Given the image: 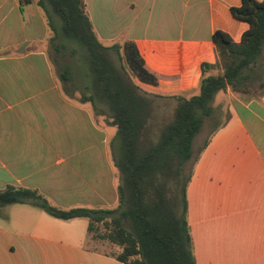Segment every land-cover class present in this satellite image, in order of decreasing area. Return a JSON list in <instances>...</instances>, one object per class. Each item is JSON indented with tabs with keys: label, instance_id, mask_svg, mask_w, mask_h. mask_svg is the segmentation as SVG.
Instances as JSON below:
<instances>
[{
	"label": "crops",
	"instance_id": "obj_1",
	"mask_svg": "<svg viewBox=\"0 0 264 264\" xmlns=\"http://www.w3.org/2000/svg\"><path fill=\"white\" fill-rule=\"evenodd\" d=\"M84 3L103 44L136 42L159 77L157 85H141L163 95L197 94L203 65L219 60L214 32L240 42L250 27L231 11L242 0ZM50 36L38 0H0V190L36 189L61 209L116 207L117 128L72 93L77 87L61 76L63 56L48 48ZM230 107L187 187L196 264H264V94L235 96ZM1 210L0 264H124L100 248L87 217L61 219L29 203Z\"/></svg>",
	"mask_w": 264,
	"mask_h": 264
},
{
	"label": "trees",
	"instance_id": "obj_2",
	"mask_svg": "<svg viewBox=\"0 0 264 264\" xmlns=\"http://www.w3.org/2000/svg\"><path fill=\"white\" fill-rule=\"evenodd\" d=\"M38 5L53 31L51 45L59 52L69 43L75 44L72 52L79 55L81 72L91 88V94L83 93L81 99L90 100L95 108L98 101L104 102L106 110L97 112L117 128L111 151L120 179L119 201L113 208L61 209L36 189L9 185L0 190V214L8 204L29 203L61 219L87 217L90 234L100 223L110 227L108 238L122 247L117 257L124 264H196L187 187L211 135L197 154L195 139L205 119L213 115L217 92L231 87L244 94H264L260 60L264 0H242L240 6L231 8L250 27L240 42L223 30L214 32L218 62L203 65L197 94L171 95L175 104L167 120L160 118L157 107L158 98L164 95L141 85H157L159 77L146 65L135 41L103 44L84 0H38ZM211 67L221 70L214 73ZM70 71L66 66L61 74L65 82L71 80Z\"/></svg>",
	"mask_w": 264,
	"mask_h": 264
},
{
	"label": "rangeland",
	"instance_id": "obj_3",
	"mask_svg": "<svg viewBox=\"0 0 264 264\" xmlns=\"http://www.w3.org/2000/svg\"><path fill=\"white\" fill-rule=\"evenodd\" d=\"M91 4V0H89ZM53 35V31H51V36ZM59 42V41H58ZM75 47L74 43H69L66 47H63L60 51L63 56V66L64 68L66 66H69L70 71V76L72 78V81L66 83L67 85H70L69 87L76 86L77 91L72 92L74 94H77L79 98H81L83 93L86 94H91V88L88 86L87 82V76L82 74L81 72V65L82 61L79 59L78 54H73L72 48ZM48 48L52 51L56 50L54 46L51 45L50 43V38H49V45ZM261 60V66H262V81H264V54L260 58ZM64 70V69H63ZM217 70H221V67H218ZM72 82V83H71ZM259 83L257 82L255 87H258ZM144 89H146L147 85H142ZM236 97H241L246 100L250 99H256L259 100L261 99V96L259 95H249V94H244L240 93L237 91L230 89H227L226 91H219L215 95V99L213 101V107H214V112L211 117H208L205 119L203 128L201 132L196 136L195 139V154L198 153L200 148L203 146L205 143L206 139L212 135L213 130H215L218 125L223 127L225 125L230 116H231V101ZM158 109L160 112V118H164V120H167V118H170L173 114V109H174V104L175 100L171 97V95H164L160 98H158ZM95 113L97 112L98 108H95ZM100 117L101 115L98 114ZM220 128V127H219ZM192 164V163H191ZM191 164H189L188 168L191 167ZM120 179L118 180V182ZM110 227L108 225H105L104 223H100L97 225V228L93 231L91 236L96 239L97 241H101V249L108 250L110 252H115L119 253L122 251V247L119 245H116L115 243L111 242L110 239L108 238V233Z\"/></svg>",
	"mask_w": 264,
	"mask_h": 264
}]
</instances>
